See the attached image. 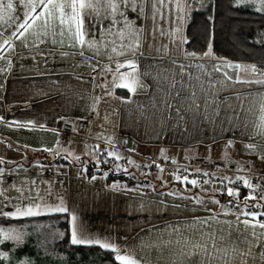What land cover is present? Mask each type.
I'll return each mask as SVG.
<instances>
[{"label":"crops","instance_id":"crops-1","mask_svg":"<svg viewBox=\"0 0 264 264\" xmlns=\"http://www.w3.org/2000/svg\"><path fill=\"white\" fill-rule=\"evenodd\" d=\"M199 2L85 0L92 7L79 9L75 20L70 9H56L44 18L47 27L37 22L21 37L25 14L43 7L39 0H3L0 216L29 205L40 206L35 217L66 214L74 248L98 246L136 264H264V217L245 202L264 200L249 199L244 189L250 175L264 176V84L256 83L264 81V67L220 58L212 47L210 55L188 51L186 31ZM79 120L90 122L88 138L65 142L61 125ZM134 154L178 163L229 160L242 174L185 175L196 181L180 191L187 201L153 193L148 221L132 218L118 249L123 206L134 204L135 187H153L146 181L125 191L110 179L125 167L146 168ZM57 206L66 213L50 211ZM72 215L93 243H71Z\"/></svg>","mask_w":264,"mask_h":264},{"label":"trees","instance_id":"trees-1","mask_svg":"<svg viewBox=\"0 0 264 264\" xmlns=\"http://www.w3.org/2000/svg\"><path fill=\"white\" fill-rule=\"evenodd\" d=\"M261 7L259 0H200L191 14L187 27V50L203 54L212 47L213 52L220 58L250 62L263 68L264 10H256ZM129 174L130 172H119L110 179L126 180ZM245 202L251 203L253 209L264 217V203ZM32 221H56L58 228L64 232V237L58 245L56 244L57 250L66 252L73 258L84 257V262L80 261V264H93L95 261L116 263L113 252L98 246L74 248L70 244L69 222L66 214L4 220L0 221V224H25ZM11 248L12 244L2 242L0 237V264H7L2 251L10 252ZM17 252L22 254V249H17Z\"/></svg>","mask_w":264,"mask_h":264},{"label":"rangeland","instance_id":"rangeland-1","mask_svg":"<svg viewBox=\"0 0 264 264\" xmlns=\"http://www.w3.org/2000/svg\"><path fill=\"white\" fill-rule=\"evenodd\" d=\"M129 157V156H128ZM126 157L125 162L129 161L130 157ZM141 157V156H140ZM159 157V156H158ZM155 157L153 160H146L143 157L139 158L134 154V161H139L146 164V168H140L138 170L134 169L130 171V176H127L126 180L118 179V184L123 185V190L129 191L127 186L142 184L151 182L153 187H145L144 191L141 188H134V204L143 203L141 207H137L132 204L131 206L125 204L122 208L123 220L122 227L117 229L121 232L119 235L114 236V239L117 241V248L119 249L124 245L125 242L134 228V220L138 217L142 222L148 221L149 218V209L150 203L146 202L147 198L153 197V193L159 194L156 196L159 200L171 198L175 201L185 200L187 201L184 195L180 191L191 188V180L185 175H194L196 177L200 172V168L197 163H194L197 159L190 161L189 163H178L170 161L166 157L158 158ZM178 159H175L177 161ZM212 162V161H209ZM191 163H194L191 165ZM187 165V166H185ZM113 166H109V168ZM115 170L111 169L110 173H113ZM120 172H128V169L125 167ZM145 177V178H144ZM130 178V180H128ZM156 178V179H155ZM148 179V180H146ZM176 180V181H175ZM123 182V184H122ZM160 182V183H159ZM190 184V185H188ZM157 188L155 190V188ZM171 189V190H170ZM162 190V191H161ZM165 191V192H163ZM172 191V192H171ZM175 193H178L175 195ZM164 195V196H162ZM15 212V211H14ZM12 213V212H9ZM66 213V212H64ZM134 213V217H133ZM42 214V213H41ZM37 216V215H36ZM35 217V216H29ZM0 220H9L17 218H27V217H12L5 216L4 214L0 216ZM56 221L42 222V221H32L23 223L20 225H15L11 223L9 225L0 227V237L2 242H9L12 244L10 252L2 251V255L5 257L7 264H80L84 262V257L73 258L70 254L66 252L59 251L56 248V244L64 237V232L58 228ZM17 249H22V254L17 252ZM59 249V248H58ZM115 256V255H114ZM97 258V257H96ZM116 259V257H115ZM94 262V261H93ZM93 264H116L113 262H99L95 261Z\"/></svg>","mask_w":264,"mask_h":264},{"label":"snow or ice","instance_id":"snow-or-ice-1","mask_svg":"<svg viewBox=\"0 0 264 264\" xmlns=\"http://www.w3.org/2000/svg\"><path fill=\"white\" fill-rule=\"evenodd\" d=\"M261 4L262 7L261 8H257V11H261L264 10V0H261ZM39 5H41L43 7V11L40 12H36V6L34 5L31 8V12L35 13L34 16H28V14L26 13L25 15L28 17L26 19H24L23 23H19L17 25V29H23L24 31H21L19 33V36L23 37L24 33L27 32L29 29H32L34 25L39 26L37 24V22H43L44 26L47 27L48 26V21L45 20V17L48 18H52L54 16V12L56 9H70L71 10V14L69 15V19H73L75 20L78 16H79V9H84L86 7L90 8L92 7L91 3H85V0H70V2H65V3H55L54 0H39ZM7 9H12L13 8V4L11 2H8L6 5ZM3 8H4V4H3V0H0V19L3 18ZM10 15V14H9ZM65 15H68L65 13ZM31 21V22H29ZM61 23H64V19L61 18ZM72 29L69 28V31H71ZM15 35V33H14ZM74 35H79V29H77V31L74 33ZM81 42L83 43V40H81ZM206 55H210L211 54V48H209L208 52L205 53ZM194 55V54H191ZM217 71H219V69H216ZM253 70L255 71V68L253 67ZM256 83H260V84H264V81H256ZM260 124L258 125V127H260L261 129H264V94H260ZM262 136H264V131H262L260 133ZM191 183L194 185L196 183V181H191ZM247 183V182H245ZM229 193L231 194V190H229ZM50 211H54V212H66L67 209L64 207H60L57 206L55 208L50 209ZM42 212V210L40 209L39 205H29L26 207H20L17 206L15 212L12 213H4L5 216H12V217H29V216H36V215H40ZM71 215V214H70ZM76 216L72 215V231H71V243L72 244H88V243H93V241L91 239L82 237L79 232H78V227L76 225ZM245 224H248V221H244ZM261 228H264V223L260 224ZM0 231H2V229H0ZM96 243H99V241H95ZM101 247H112L108 244H102ZM113 251H116V249L114 247H112ZM118 260L122 261L123 264H136L135 261H132L129 257H125V256H120L119 254L116 257Z\"/></svg>","mask_w":264,"mask_h":264},{"label":"built area","instance_id":"built-area-1","mask_svg":"<svg viewBox=\"0 0 264 264\" xmlns=\"http://www.w3.org/2000/svg\"><path fill=\"white\" fill-rule=\"evenodd\" d=\"M91 130V124L87 120H79L75 123H64L61 125L60 133L62 136V139L65 142H68L74 137H78L81 139H87L88 135L90 134ZM194 163H197L200 168V173L196 175V178H200L203 173H215V174H223V175H233V174H242L241 168L238 166V164L226 160L224 162H209L205 159H198ZM194 163H191L194 164ZM250 185L247 188H244L246 190V194L249 199H258V200H264V176L263 175H250ZM201 179V178H200ZM223 183L220 181L219 185L221 186ZM240 187L241 184H239ZM225 187L227 189H231L232 185L225 183Z\"/></svg>","mask_w":264,"mask_h":264}]
</instances>
